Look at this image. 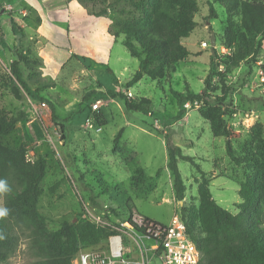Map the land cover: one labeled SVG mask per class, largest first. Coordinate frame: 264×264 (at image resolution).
Masks as SVG:
<instances>
[{
    "label": "rangeland",
    "instance_id": "1",
    "mask_svg": "<svg viewBox=\"0 0 264 264\" xmlns=\"http://www.w3.org/2000/svg\"><path fill=\"white\" fill-rule=\"evenodd\" d=\"M4 1L0 2L5 31L0 33L1 79L8 81L11 76L16 43L28 60L22 64L25 79L46 102L28 96L19 102L0 79V111L8 117L17 116L19 111L25 115L13 132L0 136V144L24 148L30 164L43 159L46 175L36 204L44 219L16 217L14 206L0 196V207L8 208V216L17 219H13L12 249L0 264L42 261L56 250L48 232L82 214L85 207L97 209L92 199L102 207L122 204L118 187L131 199L132 212L164 226L171 224L184 204L199 206V184L207 180L213 199L230 213H239L236 205L242 202L239 191L243 170L230 162L227 138L213 135L201 111L215 108V114L225 121L235 151L258 130L264 137V47L248 63L228 69L227 57L234 49L225 45L227 16L220 4H213L218 19L210 21L211 0H197V27L181 39L190 56L176 64L174 73L160 81L144 76L129 89L126 84L139 70V61L123 45L124 37L115 39L113 35L117 21L136 14L126 0H28L32 4ZM9 6L11 10L6 8ZM103 11L106 14L98 16ZM11 19L24 31L22 37L14 36L15 43ZM212 34L216 37L215 47L210 42ZM213 62L214 90L209 101L213 103L219 97L222 105L213 106L204 99L181 105L178 95L203 92ZM110 91L126 96L130 92L136 102L151 101L149 113L127 111L123 101L111 98ZM87 94L89 97L84 98ZM98 99L103 105L93 112L92 105ZM49 106L60 119L67 120L66 142ZM87 122L95 129H89ZM97 128L101 130L96 132ZM175 146L191 159H181L178 164L186 186L183 202L175 199L167 169V149ZM115 147L118 150L114 151ZM136 168L144 169L146 186H152L145 191L148 195L132 184Z\"/></svg>",
    "mask_w": 264,
    "mask_h": 264
},
{
    "label": "trees",
    "instance_id": "2",
    "mask_svg": "<svg viewBox=\"0 0 264 264\" xmlns=\"http://www.w3.org/2000/svg\"><path fill=\"white\" fill-rule=\"evenodd\" d=\"M126 1L136 14L132 18L117 21V30L113 35L115 39L123 36V45L129 54L139 61V70L126 84L130 89L144 76L157 81L165 79L168 74L176 71L177 63L188 59L190 52L181 44V39L189 36L197 27L195 15L199 12V5L197 0ZM213 4H220L225 9V45L234 49L227 57V66L228 69H236L241 63H248L251 56L259 55L264 47V0H211L208 17L210 21L218 19ZM105 14L103 11L98 16ZM11 28L16 37L24 35L23 29L13 19ZM18 48L19 45L13 50L15 60L10 64L11 76L8 81H4L0 74L1 83L4 82V87L19 102L25 100V96L33 101L46 102L25 79L22 64L25 61L28 63V60ZM212 60L213 56L211 62ZM213 68L214 62L211 72L204 80V90L201 94L178 95L181 105L195 99L212 103L209 99L212 97L211 91L214 90ZM109 94L112 99L123 101L127 111L142 112L145 115L149 113L147 106L151 101L147 99L136 102L120 91H110ZM88 97L89 94L84 98ZM216 98L213 106L222 102V99ZM213 109L202 110L201 117L210 124L215 137L227 138V156L230 162L243 170L244 180L240 183L239 191L242 202L236 205L239 213H230L213 199L210 181L207 180L199 184V206L184 204L177 215L185 226L187 236L201 253L199 264H264V175H261L264 172L263 133L258 130L251 134L247 143L243 144L239 151H235L230 144V132L225 121L217 116ZM51 110L53 122L61 129L66 142L67 120L60 119L52 108ZM0 115V136L13 132L25 116L23 111H19L17 116L8 117L2 110ZM120 136L121 134L117 136L115 144L119 142ZM116 150L118 147H115L114 151ZM167 152V169L173 181L175 199L177 202H183L186 186L178 164L181 159H191L184 157L178 146L168 147ZM25 154L24 148L11 149L0 144V179L6 180L11 189L3 196L8 204L14 206L16 217L21 216L22 219L25 217L28 220H34V217L44 219L36 204L41 195L40 183L46 175V166L43 159H38L34 164L26 162ZM132 184L137 187V191L143 192V195H148L145 191L149 192L152 188L151 184L146 186V176L142 168L135 169ZM116 192L123 202L108 205V210L118 217L129 216L132 214L129 206L131 199L125 197L124 190L120 187L116 188ZM92 201L97 210H104V207L93 199ZM82 215L83 212L70 221L62 222L59 229L48 232L56 250L46 254L44 259L36 264H72L80 248L92 250L104 247L113 233L112 230L90 221H83ZM13 219L15 218L12 216L0 219V263L6 260L7 252L12 249L15 231ZM38 223L44 221L38 220Z\"/></svg>",
    "mask_w": 264,
    "mask_h": 264
},
{
    "label": "built area",
    "instance_id": "3",
    "mask_svg": "<svg viewBox=\"0 0 264 264\" xmlns=\"http://www.w3.org/2000/svg\"><path fill=\"white\" fill-rule=\"evenodd\" d=\"M6 8L12 9L10 6ZM127 96L133 98L130 92ZM102 105L103 101L96 100L92 111H98ZM87 124L89 129H95L92 123ZM98 130L101 129L97 128L96 132ZM81 219L109 227L113 233L104 247L80 248L72 264H199L201 253L187 236L178 215L169 226H164L137 212L118 217L104 206V210L85 207Z\"/></svg>",
    "mask_w": 264,
    "mask_h": 264
},
{
    "label": "clouds",
    "instance_id": "4",
    "mask_svg": "<svg viewBox=\"0 0 264 264\" xmlns=\"http://www.w3.org/2000/svg\"><path fill=\"white\" fill-rule=\"evenodd\" d=\"M11 191L8 182L4 179H0V196L7 194ZM10 210L6 207H0V219H3L9 215Z\"/></svg>",
    "mask_w": 264,
    "mask_h": 264
},
{
    "label": "crops",
    "instance_id": "5",
    "mask_svg": "<svg viewBox=\"0 0 264 264\" xmlns=\"http://www.w3.org/2000/svg\"><path fill=\"white\" fill-rule=\"evenodd\" d=\"M24 2L25 1H27L28 3H31L32 4V2H29L28 0H23ZM36 1V0H35ZM40 0H38V2H39ZM3 2H5L4 0H3ZM4 14H3V12L1 11L0 12V28L2 29V31L5 33V31H4V28H3V21H2V16H3ZM13 33V32H12ZM13 35V42L15 43L16 41H17V38H15L14 36V34H12ZM17 45H16V43L14 44V46H13V48H12V50H14L15 49V47H16ZM21 46V45H20ZM4 46L2 45L1 46V49L3 48ZM12 61L13 60H11V63H12ZM39 69V71H40V73L39 74H41V75H43V72L44 71H42V70H40V68H38ZM43 77V76H42ZM44 78V77H43ZM45 79V78H44ZM99 100V99H98ZM178 213V212H177ZM177 213L175 214V215H177Z\"/></svg>",
    "mask_w": 264,
    "mask_h": 264
},
{
    "label": "water",
    "instance_id": "6",
    "mask_svg": "<svg viewBox=\"0 0 264 264\" xmlns=\"http://www.w3.org/2000/svg\"><path fill=\"white\" fill-rule=\"evenodd\" d=\"M208 24H209V23H208ZM210 42H211V46H212V47H215V45H216V37H215L214 34L211 35Z\"/></svg>",
    "mask_w": 264,
    "mask_h": 264
}]
</instances>
